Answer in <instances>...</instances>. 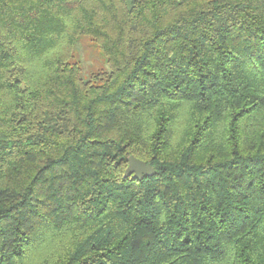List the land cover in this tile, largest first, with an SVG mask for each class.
<instances>
[{
    "label": "trees",
    "instance_id": "16d2710c",
    "mask_svg": "<svg viewBox=\"0 0 264 264\" xmlns=\"http://www.w3.org/2000/svg\"><path fill=\"white\" fill-rule=\"evenodd\" d=\"M0 264H264V0H0Z\"/></svg>",
    "mask_w": 264,
    "mask_h": 264
},
{
    "label": "rangeland",
    "instance_id": "374dc122",
    "mask_svg": "<svg viewBox=\"0 0 264 264\" xmlns=\"http://www.w3.org/2000/svg\"><path fill=\"white\" fill-rule=\"evenodd\" d=\"M75 60L82 68V74L89 78L95 72H109L110 64L102 49L89 37L82 36L74 48Z\"/></svg>",
    "mask_w": 264,
    "mask_h": 264
},
{
    "label": "water",
    "instance_id": "95a60500",
    "mask_svg": "<svg viewBox=\"0 0 264 264\" xmlns=\"http://www.w3.org/2000/svg\"><path fill=\"white\" fill-rule=\"evenodd\" d=\"M154 168L150 163L131 154L128 156V167L125 171V177L132 176L133 178L142 179L146 175H153Z\"/></svg>",
    "mask_w": 264,
    "mask_h": 264
}]
</instances>
